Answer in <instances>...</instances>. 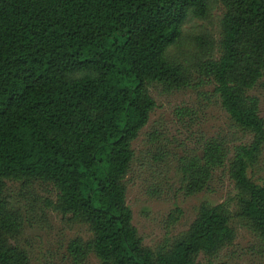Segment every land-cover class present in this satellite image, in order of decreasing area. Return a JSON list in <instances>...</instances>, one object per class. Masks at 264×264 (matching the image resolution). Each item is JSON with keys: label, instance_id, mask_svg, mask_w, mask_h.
Returning <instances> with one entry per match:
<instances>
[{"label": "trees", "instance_id": "1", "mask_svg": "<svg viewBox=\"0 0 264 264\" xmlns=\"http://www.w3.org/2000/svg\"><path fill=\"white\" fill-rule=\"evenodd\" d=\"M218 7V39L196 38L192 56L177 55L185 25ZM196 79L212 86L234 136L209 137L179 157V190L206 191L224 171L236 193L202 203L185 232L150 250L126 204L132 144L155 109L150 91L170 94ZM263 79L264 0H0V264L30 261L9 183L45 188L54 198L45 208L87 229V239L66 245L71 264L91 256L97 264L210 263L233 246L235 221L264 250V175H249L261 162L264 170V118L252 94ZM176 112L191 122L195 114Z\"/></svg>", "mask_w": 264, "mask_h": 264}, {"label": "rangeland", "instance_id": "2", "mask_svg": "<svg viewBox=\"0 0 264 264\" xmlns=\"http://www.w3.org/2000/svg\"><path fill=\"white\" fill-rule=\"evenodd\" d=\"M222 8L218 7L206 21H192L184 27L181 45L175 50L179 56H192L196 49V38L218 39L219 19ZM264 82V79L263 81ZM196 79L184 90L164 94L151 90L155 109L147 126L133 142L134 161L125 180L126 204L132 213V224L143 245L150 250L185 232L197 215L202 203L216 206L235 195L232 182L226 172L218 171L208 190L194 195H184L179 190L176 162L179 157L198 148L209 137L226 136L232 139L226 115L215 98L210 96L212 86ZM201 93V94H200ZM203 94L206 96H203ZM260 99V116L264 118V90L253 92ZM189 108L195 111L192 122L188 116L178 118V111ZM156 131L159 140L150 142L149 135ZM162 153V154H161ZM162 155L163 157L161 158ZM263 162L249 175L254 180L264 175L259 170ZM11 203L18 209L25 226L19 245L29 253V264H71L66 258L67 243L76 237L87 239L89 233L84 226L69 223L45 208L46 199L54 200L45 188L34 187L21 190L19 186L7 185ZM36 194L38 198H34ZM231 210L234 205L230 201ZM29 220L30 223L27 222ZM237 236L231 249L218 258L201 264H264V250L259 249L249 228L242 221H235ZM84 264H97L91 256Z\"/></svg>", "mask_w": 264, "mask_h": 264}]
</instances>
